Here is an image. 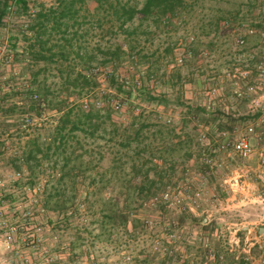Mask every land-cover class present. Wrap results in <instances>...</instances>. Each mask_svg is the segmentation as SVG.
<instances>
[{"label": "rangeland", "instance_id": "374dc122", "mask_svg": "<svg viewBox=\"0 0 264 264\" xmlns=\"http://www.w3.org/2000/svg\"><path fill=\"white\" fill-rule=\"evenodd\" d=\"M118 1L136 9L144 3ZM27 2L26 13L12 8L0 23V101L9 94L0 103V264H186L178 254L199 256L202 234L211 239L220 226L263 215L258 203L234 200L223 182L238 170L264 198V182H254L255 157L240 160L217 144L246 136L255 148L264 145L245 131L264 108V73L255 87L258 68L264 71V0H182L171 20L136 14L124 31L88 1L67 60L54 48L52 59L38 62L24 51L21 31L30 37L38 10L56 8L57 0ZM74 28L69 23L68 36ZM10 36L18 39L14 47ZM116 46L121 61L100 64L102 52ZM77 49L94 52L93 59L82 62ZM89 68L96 85L79 92L72 82ZM110 74L125 84L121 91ZM11 105L18 110L2 111ZM188 109L198 110L197 118ZM66 112L84 124L60 146L53 139ZM87 112L96 117L85 122ZM218 114L233 117L231 130L218 131ZM32 141L43 151L28 168L21 160ZM168 188L199 192L195 211L151 204ZM212 246L224 258L204 264H234L213 237Z\"/></svg>", "mask_w": 264, "mask_h": 264}, {"label": "trees", "instance_id": "16d2710c", "mask_svg": "<svg viewBox=\"0 0 264 264\" xmlns=\"http://www.w3.org/2000/svg\"><path fill=\"white\" fill-rule=\"evenodd\" d=\"M88 1H94L97 3V7L103 12H111L120 30H123L124 25L131 21L136 14L142 15L144 18H147L148 16H155L156 18H160L162 21H169L171 18L176 16L178 11L182 9L183 3L182 0H144L142 7L140 9H136L135 7L126 6L123 4L121 5L118 0L115 3L111 2V0H57L56 8L49 10H44L42 8L38 10L36 22L31 24L28 28V31L32 32L30 37L27 36L25 31H21L23 39L28 42L29 45L28 49H25L24 51L32 57L34 62L52 59V57L56 55L54 52H52L54 48L59 50L58 54L62 60H67L70 52L67 51L66 48L71 46L72 41L79 40L81 33L83 32L84 28L82 27L83 22H81V20H85L87 15H81V13L88 11L86 8V3ZM12 8L14 10H12ZM10 9L15 13H20L19 10L21 9L22 12L20 14L23 15L22 13H26L28 10V2L27 0H0V23L4 17L8 15ZM69 23H71L72 28L75 27L70 36L67 35ZM55 34H59V37L56 41H52V37ZM10 39L13 40L11 47H14L18 39L13 36H10ZM46 53H50V55H46ZM102 54L104 58L100 64L105 65L107 63L121 61L124 52L120 46H116L114 48H107L102 52ZM75 55L82 62L87 64L88 61L93 59L94 52L87 50L81 52L80 49H77L75 51ZM92 70L93 68H89L85 74L79 72L74 78L72 85L74 87H79V92H81L82 89L90 88L96 85L93 77L90 75ZM107 78L109 79L111 85L117 87L118 91H121L122 86L125 85L123 82H119L114 74H110L107 76ZM24 92L28 94V100L31 101L32 105L34 104L40 107L41 102L39 99L35 100L36 98H33V96L36 94H34L32 89L24 88ZM8 96L9 94L3 95L1 97L2 101H0V103H3ZM17 108L19 107L11 105L9 108H6L2 111H5V113H12L17 111ZM188 110V113H192L193 117L197 118V115L199 114L198 110ZM24 111L25 110L22 109L20 110V113H23ZM70 113L71 112H66L61 116L59 124L60 128L56 131L53 143L59 138L61 146L65 141V137H67L69 133H73L74 131L81 129L80 124H84V121H81L80 118H72ZM219 116H224L225 119H221ZM94 117L96 116L89 112L84 114L85 122L92 121ZM242 118L245 119V117ZM218 119V131L228 127L227 123L233 121V117L231 115L226 116L218 114ZM196 120L200 121L199 119ZM92 126L95 127L96 124H91L90 127ZM227 129L228 131L231 130L230 127ZM32 142L33 148L28 151L27 157L24 159L22 158L21 160L28 168L31 167L29 164L30 159H36L37 154L42 153L43 151L40 144H36L34 141ZM204 167H207L206 164ZM201 222H203V220H201Z\"/></svg>", "mask_w": 264, "mask_h": 264}, {"label": "built area", "instance_id": "2783aa9c", "mask_svg": "<svg viewBox=\"0 0 264 264\" xmlns=\"http://www.w3.org/2000/svg\"><path fill=\"white\" fill-rule=\"evenodd\" d=\"M250 33H252V30H250ZM260 34L264 39V29L261 30ZM192 39L193 38L190 37L189 41ZM237 42L240 45L243 44L242 38H239ZM184 59L185 56H181L176 58L175 61L178 65H181L184 63ZM263 73V69L258 68V81H255V87H257V85H262L261 77L263 76ZM241 75L244 77L247 75V72H242ZM253 86L254 85L249 86L247 89L253 90ZM234 92L237 97H243V92L240 91L239 88ZM115 107L118 108V106ZM257 117L256 120L249 122V124L246 125V135L256 136L257 138L264 140V108ZM217 150L222 152H231L243 161H249L252 157H255V171L257 176H255L254 182H257L259 178L264 182V145L262 147L255 148L246 136L235 138L233 141L229 140L228 137H223L217 144ZM249 180L250 177L248 174L240 173L238 170H235L234 177L224 179L223 182L227 185V187H229L228 190L231 194H233L234 186V200L237 198L239 199L240 197V199L237 200L239 202L258 203L261 205V210L264 211V198L259 196L257 191L248 189ZM199 200V192H194L191 195L185 196L168 188L162 192L160 196H154L151 204H156L161 201L166 206H174L180 213H182L186 211H195ZM169 237L172 238L173 235L170 234ZM206 237V234H202L199 239V242L202 241V250L199 256L178 254V257L183 259L186 264H204L207 261H222L224 255L212 246L213 237L216 242L220 243L221 246L224 247V251L233 257L234 264H264V213L256 220L220 226L219 228L214 229L211 239ZM6 240V242L9 243L10 236H8ZM156 249L158 248L156 247ZM165 250H167V248L163 249V251ZM167 254L172 255V250H169Z\"/></svg>", "mask_w": 264, "mask_h": 264}, {"label": "crops", "instance_id": "0c3cea01", "mask_svg": "<svg viewBox=\"0 0 264 264\" xmlns=\"http://www.w3.org/2000/svg\"><path fill=\"white\" fill-rule=\"evenodd\" d=\"M232 196L234 197V186H233V194H232ZM203 221L206 222V220H204V219H203Z\"/></svg>", "mask_w": 264, "mask_h": 264}]
</instances>
